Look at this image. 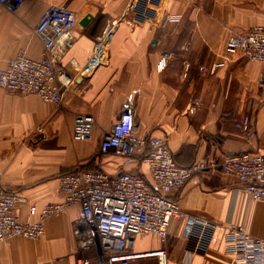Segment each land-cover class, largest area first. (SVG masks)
Here are the masks:
<instances>
[{
    "label": "crops",
    "instance_id": "obj_1",
    "mask_svg": "<svg viewBox=\"0 0 264 264\" xmlns=\"http://www.w3.org/2000/svg\"><path fill=\"white\" fill-rule=\"evenodd\" d=\"M53 5L78 15L58 52L57 69L72 81L63 89L61 105L0 87V184L25 199L14 210L22 221H37L47 205L65 201L60 177L66 173L125 171L153 182L140 154L129 160L100 152L104 134L127 107L134 110L136 133L165 139L181 166L200 160L219 164L232 153L264 154V87H258L263 66L226 50L231 37L264 27V0H24L14 13L0 5V70L19 51L42 58L44 48L34 30ZM110 23H116V32L107 60L86 73L97 39ZM78 114L95 119L87 141L73 139ZM244 117L255 130L252 140L236 127ZM167 196L188 215L218 225L208 250L192 255L187 220L174 219L164 240L139 235L135 252L165 250L168 264H234L225 225H243L264 239V202L251 199L241 182L219 167L196 173ZM79 211L73 205L46 219L39 239L3 242L0 264H80L81 258L97 264L96 253L80 251L73 235ZM131 264H158V259Z\"/></svg>",
    "mask_w": 264,
    "mask_h": 264
},
{
    "label": "built area",
    "instance_id": "obj_2",
    "mask_svg": "<svg viewBox=\"0 0 264 264\" xmlns=\"http://www.w3.org/2000/svg\"><path fill=\"white\" fill-rule=\"evenodd\" d=\"M24 0H0L9 12H16ZM172 20L171 17L166 18ZM78 15L64 7L50 6L35 27V34L42 42L44 52L40 59L30 58L19 51L0 70V87L12 93L39 95L45 102L61 105L63 89L71 84L65 72L58 71V52L64 49L76 27ZM116 32V23H110L98 37L93 56L89 61V73L104 64L108 57V44ZM228 54H239L243 59L261 63L263 68L258 87H264V27L235 35L228 40ZM165 60L158 69L165 68ZM217 64L210 68L214 72ZM201 70H206L204 67ZM132 105V96L129 97ZM199 104L198 100H195ZM95 119L91 115L78 114L73 128V139L87 141L93 135ZM236 127L252 140L256 137L248 117L237 122ZM136 118L132 107L120 114L100 144V152H114L129 160L143 156L152 178L149 184L132 172L107 173L101 169L74 171L60 177L65 201L49 204L37 221H22L14 210L25 199L8 191L0 184V245L8 239L22 237L39 239L45 232L46 219L58 215L66 208L77 205L79 215L73 224V235L80 251H94L97 264H131L133 260L156 257L158 264H168L165 250L135 252L139 235L155 234L166 239L170 223L174 219L187 220L186 238L192 255L204 254L209 246L212 231L217 224L190 216L181 210L168 193L183 188L198 172L219 167L222 174L233 176L243 185L254 201L264 202V154L242 152L227 154L219 164L204 160L190 166L175 161L165 139L140 137L136 133ZM31 214H36L33 208ZM224 238L234 264H264V239L251 235L240 224L228 223ZM80 264H91L90 258L79 259Z\"/></svg>",
    "mask_w": 264,
    "mask_h": 264
},
{
    "label": "rangeland",
    "instance_id": "obj_3",
    "mask_svg": "<svg viewBox=\"0 0 264 264\" xmlns=\"http://www.w3.org/2000/svg\"><path fill=\"white\" fill-rule=\"evenodd\" d=\"M136 248H137V245L135 244V250H136Z\"/></svg>",
    "mask_w": 264,
    "mask_h": 264
},
{
    "label": "trees",
    "instance_id": "obj_4",
    "mask_svg": "<svg viewBox=\"0 0 264 264\" xmlns=\"http://www.w3.org/2000/svg\"><path fill=\"white\" fill-rule=\"evenodd\" d=\"M13 192V191H12Z\"/></svg>",
    "mask_w": 264,
    "mask_h": 264
}]
</instances>
